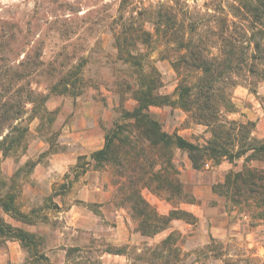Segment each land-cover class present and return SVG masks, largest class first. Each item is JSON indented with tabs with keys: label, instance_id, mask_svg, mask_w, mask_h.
I'll use <instances>...</instances> for the list:
<instances>
[{
	"label": "rangeland",
	"instance_id": "1",
	"mask_svg": "<svg viewBox=\"0 0 264 264\" xmlns=\"http://www.w3.org/2000/svg\"><path fill=\"white\" fill-rule=\"evenodd\" d=\"M235 5L237 0H0V114L10 106L19 111L16 119L0 121V199L10 195L14 209L0 207L1 249L15 241L23 254L19 264H264L257 204L233 205L212 190L229 171L241 169L244 156L207 160L194 169L187 153L175 148L177 190L135 188L158 215L174 212L156 232L143 226L126 200L127 179L111 163L95 166L90 158L119 106L134 105L128 88L135 75L119 59L116 38L147 54L159 73L157 91L174 99L182 75L171 65L176 38L170 27L183 26L186 37L215 53L223 16ZM240 17L228 14L232 22L226 23L237 31L248 27ZM257 37L263 49L256 55L263 57L264 40ZM71 66L80 93L50 94L40 104L48 84ZM263 69L257 64L248 73L243 67L228 75L232 82L219 84L234 105L220 115L252 121L258 139L264 138ZM150 109L168 133L199 145L210 137L206 125L174 104ZM255 114L257 120L249 118ZM249 165L264 169V161ZM5 225L29 234L25 246L12 231H1Z\"/></svg>",
	"mask_w": 264,
	"mask_h": 264
},
{
	"label": "trees",
	"instance_id": "2",
	"mask_svg": "<svg viewBox=\"0 0 264 264\" xmlns=\"http://www.w3.org/2000/svg\"><path fill=\"white\" fill-rule=\"evenodd\" d=\"M237 1L238 5H235L234 11L223 16L224 26L217 31L219 43L215 53L201 45V42L186 37L183 26L170 27V33L175 34L176 38V44L173 46L175 55L171 65L177 75H182L175 89L174 99L157 91L156 75L159 73L148 62L147 54L137 44L125 41L121 43L116 38L115 48L119 59L131 69V75H135L132 81L134 87L131 89V85L128 88V98L134 101V105L131 108L123 106L121 102L125 99L120 95L122 106L120 105L117 110L118 115L105 132L103 145L92 151L90 158L95 166H102L105 162L111 163L114 166V173L120 178L127 179L129 190L126 200L130 202L131 208L142 216L143 226L152 229V232L166 227L174 212L171 211L166 216L158 215L135 188L143 186L155 191L177 190L178 171L173 163L175 148L187 153L194 169H199L207 160L219 163L223 158L232 161L244 156L241 169L229 171L222 182L212 186V190L233 205L255 202L258 217L264 219V169L249 165L251 161H264V138L258 139L253 136L252 121L242 122L220 115L223 110L233 112L234 105L225 96L226 93L219 84L224 80L231 81L228 75L238 72L243 67L248 73H255L257 64L264 67V55L263 57L256 55L257 51L263 49L257 36L264 40V0ZM228 14L247 19L249 26L237 31L231 24L226 23L232 22ZM158 16L168 18L169 15L159 13ZM173 18L174 15L170 13V22ZM255 24L263 25V28L255 29ZM141 34L149 33L142 31ZM71 67L72 69L65 71L48 84L47 93L38 97L40 104H43L50 94L80 93L81 87L76 85L77 77L73 72L76 66ZM224 74L227 76L222 77ZM261 75L264 80V69ZM31 94L27 100L33 103L31 98L34 96ZM172 104L189 112L194 119L209 128L210 137L203 144L193 143L177 133H168L162 129L160 121L150 108ZM11 111L12 106L4 110L0 114L4 115L0 121L16 119L19 111L14 110L10 115ZM148 151H151L150 156L146 154ZM143 161L149 162L147 168ZM12 201L10 195L6 196L5 201L0 199L2 210L13 214ZM147 219H151V222H147ZM4 230L12 231L14 237L25 246L29 238L27 232L9 225L1 228V231ZM168 240L169 237L163 244Z\"/></svg>",
	"mask_w": 264,
	"mask_h": 264
},
{
	"label": "crops",
	"instance_id": "3",
	"mask_svg": "<svg viewBox=\"0 0 264 264\" xmlns=\"http://www.w3.org/2000/svg\"><path fill=\"white\" fill-rule=\"evenodd\" d=\"M259 120L264 121V110L259 111ZM249 118H252V120H257L258 115H249ZM6 247L0 248V264H19L23 261V254L21 250L19 249V246L15 241H6Z\"/></svg>",
	"mask_w": 264,
	"mask_h": 264
}]
</instances>
